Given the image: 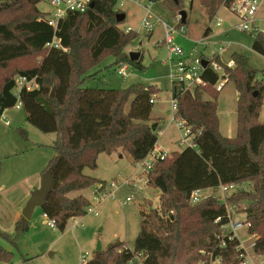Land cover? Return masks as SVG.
<instances>
[{
	"label": "trees",
	"instance_id": "trees-1",
	"mask_svg": "<svg viewBox=\"0 0 264 264\" xmlns=\"http://www.w3.org/2000/svg\"><path fill=\"white\" fill-rule=\"evenodd\" d=\"M41 1L0 0V117L17 101L12 92L15 76L34 78L37 88L20 91L21 107L29 124L55 134L54 154L42 171V175L50 171L53 182L41 211L63 231L89 206L83 194H68L104 182L83 172L96 167L100 153L126 151L139 161L155 147L160 126L151 116L152 99L158 98L160 90L140 83L125 89L85 86L90 69L105 55H112L117 67L144 68L141 53L132 61L124 51L137 33L119 28L124 20L117 21L121 13L115 9L117 0H91L84 12H69L57 30L38 9ZM150 1L168 10L182 6L181 0ZM221 1L199 0L210 18ZM186 23L187 18L183 23L180 18L179 24ZM253 35L252 50L264 56V32ZM54 36L60 47H47ZM231 59L233 66L222 63V68L238 95L234 136L219 131L218 91L213 89L218 72L206 66L203 86L176 93L174 118L189 129L194 146L169 152L148 174L147 185L160 194L158 207L139 205V231L132 250L143 253L141 264H198L207 258L219 225L227 221L226 209L216 196L190 204L189 195L197 188L215 191L220 184L230 183L246 185L225 200L245 214L255 238L253 251L264 254V119H259L264 69H255L242 53L234 52ZM217 217L220 221L215 223ZM28 229L29 220L20 216L14 235L0 231V237L12 242ZM234 246L230 243L224 249L223 264H238ZM95 251L87 264H127L132 257L123 241ZM10 258L11 252L0 243V260Z\"/></svg>",
	"mask_w": 264,
	"mask_h": 264
},
{
	"label": "rangeland",
	"instance_id": "rangeland-1",
	"mask_svg": "<svg viewBox=\"0 0 264 264\" xmlns=\"http://www.w3.org/2000/svg\"><path fill=\"white\" fill-rule=\"evenodd\" d=\"M121 1H123L122 7L118 5ZM147 1H116L117 7H120L118 9H121L120 12L125 14L124 21L118 25L119 28L125 30L129 27L137 33L124 51L126 53L139 51L142 54L141 63L144 68L129 64L127 74L123 77L119 74L117 66L113 64V56L105 55L90 69L88 73L90 76L86 79L85 86L115 89H125L136 83L156 86L160 92L151 111V116L158 119L160 126L156 147L168 152H180L186 147V143L182 141V130L179 128L178 120L173 119L170 105V65L166 60L168 49L161 43L163 29L156 17L151 20L154 24L151 33H148L142 25L146 16L144 5ZM181 4L182 6L176 10H168L169 8L167 9L165 5L154 4L152 12L168 23L178 25L176 19L179 11H186L187 23L184 25L186 34L174 37L175 43L183 48L186 56L195 47L196 41L202 39L201 44L196 47L197 53L209 56L210 60L223 65L222 63L232 60L231 55L236 52L244 54L250 65L258 71L264 69V56L251 48L254 35L236 29V18L222 7L223 0L215 12L220 18V26H216L215 17L208 16L206 8L200 4L199 0H193L192 3L190 0H181ZM37 7L43 12L50 10L46 0L38 3ZM257 19L259 27L264 29V0L261 1ZM207 26L212 31L204 36V29ZM223 44H228V47L220 50ZM213 89L218 91L219 131L223 136L231 137L236 131L235 110L238 95L235 85L226 78L222 89ZM9 109L10 112L5 116L10 125H5L0 117V186H4L0 188V197H2L0 214L6 215L0 217V231L13 236L15 222L10 223L7 216L11 219L13 217L12 208L14 207L11 204L15 199H9V187L14 185V182L17 188L26 185L30 179L40 178L41 180L42 175L39 172L54 154L52 143L55 134L43 133L29 124L22 107ZM259 119H264V97ZM18 128H22L24 132L18 131ZM120 154H122L121 157H118L119 152L100 153L96 160V167L83 170L84 174L102 181H114L118 186L114 199L109 198L98 202L93 193L95 185L69 193V197L78 194L86 196L89 206L96 204L95 213H86L70 219L63 231L57 228L52 230L47 226L45 218L38 210L41 208L37 207L29 220V229L26 232L16 235L12 242L0 237V243L11 252L10 260H0V264H82L81 255L86 254L89 259L96 252L98 242L101 250L118 241H123L128 248L133 249L139 231V205L147 209L158 207L160 192L147 184L140 183L137 187L126 185L125 180L134 181L140 167L128 152L124 151ZM8 164L13 176L6 180L5 167ZM14 169L21 172L17 173ZM23 176H27L26 179L29 178V181L22 180ZM128 196L131 200L124 202ZM4 206L9 215L6 214V209H3ZM233 216L236 219H243L244 213L238 210ZM237 233L246 249L252 252V241L245 235V230H239Z\"/></svg>",
	"mask_w": 264,
	"mask_h": 264
},
{
	"label": "built area",
	"instance_id": "built-area-1",
	"mask_svg": "<svg viewBox=\"0 0 264 264\" xmlns=\"http://www.w3.org/2000/svg\"><path fill=\"white\" fill-rule=\"evenodd\" d=\"M50 6L49 11H42L44 13V19L54 30H57L59 21L64 19L69 12H84L90 5L91 0H46ZM137 2L139 0H136ZM262 0H224L222 7L226 8L230 14L236 18L235 27L237 30L242 32H249L256 34L258 32H264V29H261L258 25L257 12L260 9ZM120 7L123 6V1L118 4ZM153 2L148 0L144 5L146 10V16L143 20V27L148 33H151L154 28V24L151 21L153 17L157 18V21L160 23L163 29L161 43L166 45L168 49V57L166 58L167 63L170 65V78H171V100L170 105L174 113L177 109V98L176 93H183L188 90H192L194 87L203 84L201 78L202 72L205 70L206 66H209L212 70L219 73V79L215 87L220 90L225 84L226 77L223 73L222 65L214 60H210V57L204 54L197 53L196 47L198 44H201L202 39H199L195 43V47L192 49L188 56L185 55L183 48L175 43V35H184L186 31L184 26L179 24L181 16L178 14L176 21L178 25L170 24L167 21L155 16L152 12ZM117 4L115 9H118ZM119 10V9H118ZM216 26H220V18L215 14ZM129 30L127 28L126 32ZM47 47H60L59 39L54 36L50 42L46 43ZM228 47V44H223L220 47V50H225ZM206 62V65L203 66V62ZM226 64L228 67L233 66V62L229 61ZM118 72L121 76H126L127 65L123 64L117 67ZM38 87L37 82L34 78L28 79L25 76L18 75L15 78V86L12 90L14 96L17 98V101L13 108H21L22 103L20 100V91L25 89L27 91L33 90ZM154 102L156 98L152 99ZM5 120V124L9 122L1 115ZM179 128L182 130V141L186 143V146H194L193 138L194 136L190 133L189 129L183 127V123L179 121ZM169 154L168 151L154 147L148 154L141 160L136 161L139 164L140 170L137 173L134 181L125 180V184L128 186L137 187L138 184L142 183L143 185L147 184L148 174L154 167V164L162 160ZM118 188L114 181L110 182H98L95 184L94 198L99 201L106 199L115 198V190ZM246 189L245 184H220L218 188L213 191L211 189H194L190 195L188 202L190 204H197L208 196H216L224 204L226 209L227 221L219 225L218 231L215 233V245L213 250L210 251L207 258L199 262V264H223V252L224 249L230 244L235 243V250L237 252L238 264H264V254H257L254 251L250 252L246 249L245 245L240 240L238 235L239 230H245V235L249 237L252 241V250L254 244V235L249 232L250 222L246 219L244 214L243 219L234 218V214L238 212L237 208L227 203L225 200L226 197L232 193ZM131 200V197L128 196L124 202ZM90 205V203H89ZM95 205L88 206L86 213H95ZM45 223L52 230L56 229V222L54 219H50L45 214ZM220 221V217L215 219V223ZM253 239V240H252ZM132 257L129 259L127 264H141L144 255L142 252H134L132 249ZM91 258V257H90ZM89 258V259H90ZM87 255H81L82 264H87L89 261Z\"/></svg>",
	"mask_w": 264,
	"mask_h": 264
},
{
	"label": "crops",
	"instance_id": "crops-1",
	"mask_svg": "<svg viewBox=\"0 0 264 264\" xmlns=\"http://www.w3.org/2000/svg\"><path fill=\"white\" fill-rule=\"evenodd\" d=\"M119 10H121V9H119ZM42 12V11H41ZM217 15V14H216ZM127 28H129V27H127ZM127 28L124 30V31H126L127 30ZM129 30H133V29H131V28H129ZM211 28L210 27H205V29H204V33H207V35H209L210 33H211ZM204 33H203V35H204ZM206 35V36H207ZM130 52V51H129ZM230 61H232V60H230ZM225 85V84H224ZM18 109H21V108H18ZM8 112H10V109H6V110H4L3 111V113H2V116H4V118L9 122V120L7 119V117L5 116V114L7 115V113ZM2 118V117H1ZM3 119V118H2ZM4 120V119H3ZM2 122H4V124H5V120L4 121H2ZM5 125H10V122H9V124H5ZM236 132V131H235ZM235 135V134H234ZM234 135H232V136H234ZM229 136V135H228ZM231 136V137H232ZM55 139V138H54ZM54 141V140H53ZM157 146V143L155 144V147ZM158 148V147H157ZM160 148V147H159ZM121 153V151H119V156L118 157H121V155L122 154H120ZM44 169V168H43ZM5 170H7V173L5 172V175H6V180H8L11 176H13L12 175V173L9 171V170H12L10 167H9V164L8 165H6V167H5ZM17 173L18 172H21V171H19V170H17V169H14ZM38 171V170H37ZM42 171L43 170H41V172H39L41 175H42ZM22 178V177H21ZM27 178V176H23V178H22V180L23 179H25V180H28L29 181V178L28 179H26ZM41 178H42V176H41ZM98 179V178H97ZM21 180V181H22ZM100 180V179H99ZM100 181H102V180H100ZM40 184H41V180H40V178L38 179V178H35V179H30V181L26 184V185H24L23 187H17V188H15V185H16V183L14 182V185H12V186H10L9 187V189H10V200L11 199H15V200H12V206L14 207V208H12V214H13V217H12V219L10 218V217H8L7 216V218L10 220V223H13V222H16L17 221V219L20 217V216H22V210H23V208H24V206H25V204L27 203V201H28V199H29V197L33 194V192L35 191V190H37L39 187H40ZM1 187H4L3 185H1L0 186V188ZM2 197H0V200H2L1 199ZM6 199H8V198H6ZM4 200V199H3ZM3 204H5V202L3 201ZM37 207H35L34 208V210H33V212H32V215L34 214V212H35V209H36ZM3 209H6V207L4 206L3 207ZM38 210H40L39 212H40V215L43 217V213H42V211H41V209H38ZM6 214H8L9 215V213H8V211H7V209H6ZM31 215V216H32ZM1 216H6V215H2V214H0V217ZM31 218V217H30ZM30 220V219H29ZM130 249V248H129Z\"/></svg>",
	"mask_w": 264,
	"mask_h": 264
},
{
	"label": "water",
	"instance_id": "water-1",
	"mask_svg": "<svg viewBox=\"0 0 264 264\" xmlns=\"http://www.w3.org/2000/svg\"><path fill=\"white\" fill-rule=\"evenodd\" d=\"M174 2L177 3L178 0H173ZM92 5V3L90 4ZM179 15L181 16V21L182 23L185 21L186 19V11L185 10H181L179 12ZM125 19V14L124 13H119L117 15V21L121 22ZM140 52L139 51H130L128 52V56L130 58V60L135 61L139 58ZM206 65V62H203V66ZM156 127V124L153 125V128ZM52 182H53V178L51 175L50 171H46L41 178V184L40 187L35 190L33 192V194L29 197L27 203L25 204L23 210H22V216L29 220L32 212L34 210L35 207H42L45 201V197L48 193V191L50 190L51 186H52ZM101 249V245L98 242L96 250L99 251Z\"/></svg>",
	"mask_w": 264,
	"mask_h": 264
}]
</instances>
